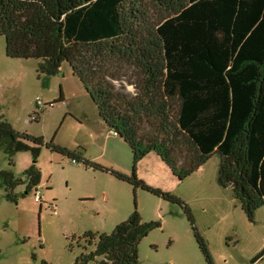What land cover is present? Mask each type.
I'll return each instance as SVG.
<instances>
[{"label":"trees","instance_id":"16d2710c","mask_svg":"<svg viewBox=\"0 0 264 264\" xmlns=\"http://www.w3.org/2000/svg\"><path fill=\"white\" fill-rule=\"evenodd\" d=\"M0 35L8 57L39 60L38 76L56 74L64 61L70 65L99 117L131 149L130 173L111 172L134 190L180 205L208 264L213 261L189 206L145 183L137 163L155 152L183 179L217 153V183L231 187L247 217L253 220L264 206V0H0ZM118 63L139 70L131 82L134 95L115 88L113 80L124 79ZM144 125L153 131L145 133ZM42 146L105 169L79 150L18 131L0 117V148L10 165L21 150L35 162ZM40 176L35 163L24 178L1 169L0 187L16 203L15 188L25 183L28 193ZM159 225L143 221L135 208L109 233L83 232L78 238L92 249L73 264H139L141 239Z\"/></svg>","mask_w":264,"mask_h":264},{"label":"rangeland","instance_id":"374dc122","mask_svg":"<svg viewBox=\"0 0 264 264\" xmlns=\"http://www.w3.org/2000/svg\"><path fill=\"white\" fill-rule=\"evenodd\" d=\"M38 62L8 57L5 37L0 35V117L18 131L79 150L107 170L73 163L45 146L35 162L29 150H21L10 165L0 148V170L9 169L15 177L24 178V170L35 163L41 172L36 187L39 201L36 188L25 193V183L14 190L16 203L7 200L0 187V264H73L85 248L92 249L78 238L83 232L109 233L135 208L143 221L160 223L141 239L139 264H208L180 205L140 187L134 190L111 172L130 173L131 149L99 117L70 65L64 61L56 74L38 76ZM117 65L124 79L113 80L115 88L134 95L131 82L138 81L139 70L128 63ZM37 97L44 103L40 108ZM147 131L153 129L144 125ZM185 156L179 151L181 162ZM218 163L219 155L213 153L197 170L179 179L151 151L137 163V175L189 206L213 264H250L264 249V206L250 220L231 187L217 183ZM252 264H264V254Z\"/></svg>","mask_w":264,"mask_h":264},{"label":"built area","instance_id":"2783aa9c","mask_svg":"<svg viewBox=\"0 0 264 264\" xmlns=\"http://www.w3.org/2000/svg\"><path fill=\"white\" fill-rule=\"evenodd\" d=\"M36 103H37L39 108L42 107V104H44V103H42V101L38 97L36 98ZM35 190H36L35 191V200L39 201L40 200V197H39L40 190L37 188Z\"/></svg>","mask_w":264,"mask_h":264}]
</instances>
